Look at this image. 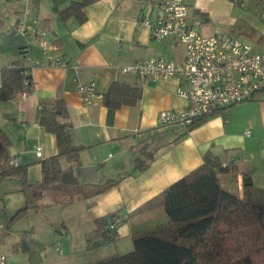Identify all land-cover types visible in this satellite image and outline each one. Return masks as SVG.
I'll use <instances>...</instances> for the list:
<instances>
[{
  "label": "crops",
  "instance_id": "crops-1",
  "mask_svg": "<svg viewBox=\"0 0 264 264\" xmlns=\"http://www.w3.org/2000/svg\"><path fill=\"white\" fill-rule=\"evenodd\" d=\"M71 1L0 0V69L13 64L28 66L33 83L32 91L24 98L17 93L15 98L0 102V126L10 140L8 155L27 166L28 182L41 181L38 162L56 153V141L39 125L40 109L43 104L63 99L73 135L84 146L79 153V177L91 184L85 197L65 206L60 205V197L53 191L41 190L36 207L31 206L39 228L31 221L26 229L12 231L8 226L3 228L0 221V256L5 257L2 264H88L114 253L129 252L133 235L168 224L159 203L160 193L200 165L208 152L223 165H233L232 172L219 175L225 190L241 197L244 172L251 174L256 189L264 190V92L212 112L195 127L161 126L160 111L186 107V98L178 93L186 85L178 77L140 79L117 70L138 59L164 57L174 61L183 56L182 45L172 39H153L149 29L139 23L147 3L153 5V18L158 0H95L83 8L84 21L74 16L59 20L58 11ZM184 1L188 20L198 32L227 33L200 28L203 23L208 25L204 0H194L192 5ZM250 2L264 22L259 16L264 0ZM18 26L25 33L15 30ZM37 26L47 29L57 52L67 60L66 67L49 65L41 49L32 43ZM258 29L245 30L238 39L255 51L264 49V26ZM26 43L31 63L19 54ZM78 81H94L100 94L113 81H122L140 87L141 94L135 104H123L110 113L101 99L84 104L76 91ZM145 139L151 158L144 168L134 170L136 159L144 161L135 146ZM37 146L39 157L35 154ZM61 165L67 164L62 160ZM4 180H14L9 185L23 193L18 180ZM23 195L24 206L32 204ZM102 215L118 221L114 227L117 237L86 250L84 235ZM58 235H67L66 241ZM57 241L61 253L53 249Z\"/></svg>",
  "mask_w": 264,
  "mask_h": 264
},
{
  "label": "trees",
  "instance_id": "trees-1",
  "mask_svg": "<svg viewBox=\"0 0 264 264\" xmlns=\"http://www.w3.org/2000/svg\"><path fill=\"white\" fill-rule=\"evenodd\" d=\"M93 1L72 0L58 11V19L74 16L79 22L84 21L83 8ZM0 80V102L15 98L17 93L32 91L29 68L24 65L2 67ZM262 92L264 90L255 93L252 98ZM140 94L138 86L113 81L102 94L101 102L111 113L123 104H135ZM210 114L195 119L188 128L201 124ZM39 125L53 134L56 141V153L38 162L42 173L39 183L28 182L26 165H8L10 140L0 126V181L18 180L20 190L32 203L26 204L18 214L29 206L36 207L35 202L43 189L53 191L60 197V205L65 206L85 197L91 185L79 177V153L84 146L73 135L63 99L41 106ZM135 152L143 156L144 161L136 159L133 167L140 170L151 158L147 139L136 144ZM62 160L66 167L61 165ZM233 169L231 163L223 165L218 157L206 153L200 165L170 183L160 193L159 203L168 224L133 235L129 252L114 253L88 264H264V190L253 186L249 172L242 174L241 197L225 190L219 175ZM113 219L111 215L95 218L93 229L84 235L86 250L116 239V230L109 227ZM234 236L239 238L236 243ZM22 245L27 243L22 242Z\"/></svg>",
  "mask_w": 264,
  "mask_h": 264
},
{
  "label": "built area",
  "instance_id": "built-area-1",
  "mask_svg": "<svg viewBox=\"0 0 264 264\" xmlns=\"http://www.w3.org/2000/svg\"><path fill=\"white\" fill-rule=\"evenodd\" d=\"M234 1L240 6L249 2ZM141 7L145 8V2H142ZM152 10L153 5L147 3L139 23L149 29L153 39H172L182 45L183 56L174 61L164 57L138 59L118 66L117 70L140 79L178 77L186 85L187 88L178 89V93L187 100L186 107L160 111L161 126L181 124L188 128L195 119L247 101L255 93L264 90V49L255 51L249 43L228 33L201 34L194 23L188 20V7L184 0H158L155 3L153 18ZM259 16L264 19V8ZM15 30L25 33L20 26L15 27ZM32 43L41 49L49 65L67 66V60L57 52L46 28L37 26L34 29ZM19 54L23 60L32 62L28 55L27 43L20 47ZM76 91L84 104H90L102 97L96 90L94 81H78ZM20 94L23 98L27 96L26 92ZM244 134L248 136L249 130ZM35 151L39 157L40 147L37 146ZM7 163L11 166L19 165L18 161L11 157ZM117 224L118 221L113 219L109 227L114 228ZM53 249L61 253L58 241L53 244ZM4 259V256H0V264Z\"/></svg>",
  "mask_w": 264,
  "mask_h": 264
},
{
  "label": "rangeland",
  "instance_id": "rangeland-1",
  "mask_svg": "<svg viewBox=\"0 0 264 264\" xmlns=\"http://www.w3.org/2000/svg\"><path fill=\"white\" fill-rule=\"evenodd\" d=\"M187 3L192 5L194 0H187ZM204 3L207 7L205 16L208 19V25L204 26L203 23L200 28H205L210 32H227L234 37L241 38L245 30L253 29L256 31L259 25L264 26V22L257 15L256 5L253 2H248L245 6H240L234 0H204ZM8 182L13 183L14 180L0 181V221L2 227L7 228L8 226L12 231L26 229L28 224L33 221L39 228V221L33 215V207L29 206L19 214L17 213L19 208L25 207L26 198L23 193L12 188V184L9 185ZM58 237L64 242L67 235H58ZM238 240V236L233 237L235 243Z\"/></svg>",
  "mask_w": 264,
  "mask_h": 264
}]
</instances>
